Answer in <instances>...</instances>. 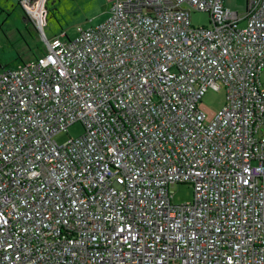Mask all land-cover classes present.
Returning a JSON list of instances; mask_svg holds the SVG:
<instances>
[{"label":"built area","instance_id":"built-area-1","mask_svg":"<svg viewBox=\"0 0 264 264\" xmlns=\"http://www.w3.org/2000/svg\"><path fill=\"white\" fill-rule=\"evenodd\" d=\"M108 4L0 62V264H264V0Z\"/></svg>","mask_w":264,"mask_h":264},{"label":"rangeland","instance_id":"rangeland-1","mask_svg":"<svg viewBox=\"0 0 264 264\" xmlns=\"http://www.w3.org/2000/svg\"><path fill=\"white\" fill-rule=\"evenodd\" d=\"M225 5L244 16L247 0H225ZM38 9L40 10L39 17L35 15ZM109 10L108 0H0V62L7 68H16L20 65L16 57L18 54L25 62L34 57V52L24 44V41H21V36L31 47L35 43H40L41 50L44 52L42 33L48 39L61 34L75 37L79 29H89L104 22L109 16ZM192 23L196 27L210 26L208 15L202 12L192 13ZM27 30L33 34V37L27 33ZM42 51H37L36 54L39 55ZM261 81L264 88V69ZM224 103V90H209L199 104V108L210 120ZM82 133L83 126L77 123L70 126L66 132L58 134L56 140L63 144ZM170 189L175 194V203H183L192 199L193 189L188 185L176 184Z\"/></svg>","mask_w":264,"mask_h":264},{"label":"trees","instance_id":"trees-1","mask_svg":"<svg viewBox=\"0 0 264 264\" xmlns=\"http://www.w3.org/2000/svg\"><path fill=\"white\" fill-rule=\"evenodd\" d=\"M27 31H28V30H27ZM27 33L30 34L29 31H28ZM30 36L33 37V34H30ZM31 37H30V39H31ZM20 39H21V41H24V44H26L28 47H30V50H32V51L34 52V57H33V58H36V57H38L39 55L43 54V51L41 50V47H40V46H41L40 43H35V44L33 45V47H31L30 44L26 41V39H25L23 36H21ZM33 39H34V38H32V40H33ZM37 51H38V52H39V51H42V52H41V54L37 55V54H36ZM16 57H17V59L20 61V64H22V63L25 62V61L22 60L20 54H18ZM18 65H19V64H18ZM5 66H6V65H5Z\"/></svg>","mask_w":264,"mask_h":264},{"label":"bare ground","instance_id":"bare-ground-1","mask_svg":"<svg viewBox=\"0 0 264 264\" xmlns=\"http://www.w3.org/2000/svg\"><path fill=\"white\" fill-rule=\"evenodd\" d=\"M30 12L32 13V11L30 10ZM33 14V13H32ZM35 15L37 16V17H39V15H40V10L38 9V10H36V12H35ZM36 17V18H37ZM38 19V18H37ZM39 20V19H38ZM40 22H41V20H39Z\"/></svg>","mask_w":264,"mask_h":264}]
</instances>
